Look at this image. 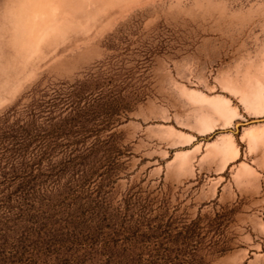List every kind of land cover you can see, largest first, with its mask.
<instances>
[{"label": "rangeland", "instance_id": "obj_1", "mask_svg": "<svg viewBox=\"0 0 264 264\" xmlns=\"http://www.w3.org/2000/svg\"><path fill=\"white\" fill-rule=\"evenodd\" d=\"M74 99L97 169L44 163L51 236L15 263L264 264V0H0V118Z\"/></svg>", "mask_w": 264, "mask_h": 264}, {"label": "trees", "instance_id": "obj_2", "mask_svg": "<svg viewBox=\"0 0 264 264\" xmlns=\"http://www.w3.org/2000/svg\"><path fill=\"white\" fill-rule=\"evenodd\" d=\"M72 104L75 106L66 116L67 109H64L39 120L43 117L37 105L24 110L12 108L0 118V264H14L15 259H21L26 253L33 256L28 244L40 243L42 236H51L50 231H46L51 212L46 210L49 202H43L42 178L48 177L43 170L45 162L48 171L54 172L51 162L58 155V149L67 160L61 162L55 175L85 177L97 169L94 167L96 152L83 151L77 146L78 142L70 141L81 134L79 104L75 99ZM105 120L110 123L112 115ZM72 224V232L78 236L80 222ZM47 248H51V243Z\"/></svg>", "mask_w": 264, "mask_h": 264}, {"label": "bare ground", "instance_id": "obj_3", "mask_svg": "<svg viewBox=\"0 0 264 264\" xmlns=\"http://www.w3.org/2000/svg\"><path fill=\"white\" fill-rule=\"evenodd\" d=\"M196 95V93H193V95ZM192 94H191V96H192V98H198V99H200L198 96H193ZM200 95H202V94H200ZM204 97H205V95H203ZM203 96H202V100L200 99V101H204L203 100ZM212 98H213V96H211ZM215 97V96H214ZM195 98V99H196ZM205 98H208V97H205ZM204 98V99H205ZM216 97H215V99H209V100H207L208 101V103H209V101L211 100V102H210V104H213V106L215 107V109L217 110V112L218 113H220V114H222L223 116H227L228 115V113H229V110H228V106H227V104H226V102H224V101H220V100H217L216 101ZM220 99V98H219ZM226 99V98H225ZM206 100V99H205ZM219 114V115H220ZM222 116V117H223ZM223 118H225V117H223ZM226 120H228V118H225ZM229 120H231V118H229ZM227 122V121H226ZM231 122V121H230ZM230 122H228V123H230ZM229 125V124H228ZM252 129H249V130H247V132H244L245 133V135L247 136V138L249 139V141H252V143H254L255 141H254V139L256 138V137H258L257 135H256V129H254L253 130V127H251ZM255 128V127H254ZM256 131V132H255ZM258 132H260L259 130H258ZM262 134L263 133H261V135L260 136H262ZM224 135V134H223ZM226 136H227V138H226ZM242 136L243 137H241V138H246V136H244L243 134H242ZM221 137V136H220ZM225 138L227 139V140H223L222 142H221V144H220V150L222 151V154L224 155V157H225V160H229V161H232V160H237V158H238V156H239V154H240V150H239V148L234 144V142H233V140H232V136L230 135V134H226L225 135ZM225 138H223V139H225ZM247 139V140H248ZM251 139V140H250ZM257 140V139H256ZM225 164H226V162H225Z\"/></svg>", "mask_w": 264, "mask_h": 264}, {"label": "water", "instance_id": "obj_4", "mask_svg": "<svg viewBox=\"0 0 264 264\" xmlns=\"http://www.w3.org/2000/svg\"><path fill=\"white\" fill-rule=\"evenodd\" d=\"M261 120H264V119L255 120V121H261ZM241 125H242V123H237V124H236V129H237L239 126H241Z\"/></svg>", "mask_w": 264, "mask_h": 264}]
</instances>
